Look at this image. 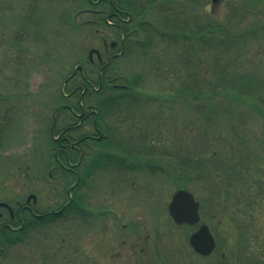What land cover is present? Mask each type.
<instances>
[{
  "label": "rangeland",
  "instance_id": "obj_1",
  "mask_svg": "<svg viewBox=\"0 0 264 264\" xmlns=\"http://www.w3.org/2000/svg\"><path fill=\"white\" fill-rule=\"evenodd\" d=\"M62 1H64L65 7L68 2ZM12 2L14 3L8 8L5 6L9 15L20 5V0H12ZM244 3L248 4L243 8L241 7L235 16V20L240 22L239 25H245L255 18L264 19V0H216L214 2L211 0H186L184 4L177 5L178 7L173 5L171 7L180 14L189 12L188 14L191 16L202 14L203 11L205 13L213 11L215 18L224 22L226 18L232 17L234 7L242 6ZM89 8L91 7L89 6ZM90 17L86 12H80L73 15L72 26L53 27L51 31L56 37L53 45L50 41L45 43L43 40H31L21 44L20 48L5 45L7 36L11 31L0 21V93H19L23 96L21 99L24 100L25 104V106L21 104V111H18L17 106L15 111H11L8 116L10 122L5 126L3 136H0V146L7 148L5 153L0 150V159H3V156L9 155L10 158L15 155L14 171L11 178H8L7 175H10L8 173L12 164L6 160L0 161V196L5 193L6 189H8L6 192L12 190L21 194L32 189V180L28 181L31 178L29 170V174H25L26 166L29 167L25 158L32 155V140L38 143L37 137H40L41 131L44 132L46 129L47 125L45 124H48V118L50 120L53 107L57 104L52 101L53 96L57 90H60L61 84L62 91L68 95L63 97L62 101L66 99L67 104L71 107L77 106L78 97L81 93L79 91L81 90H76L70 93L71 95L69 92L75 84L82 83L79 70L75 72L76 75L71 81L63 82V78L82 61L84 74L87 77L90 74L89 77L96 80V75L93 72H97L100 63H97L98 61L94 57L93 65H90L85 57L88 50L93 47L100 49L103 54L101 32H107V30L103 26L102 30L97 32L91 27H83L80 30L79 24L85 20L88 21ZM41 30L49 34L46 29ZM107 38L110 39L111 37L108 35ZM114 40L118 41L117 39ZM18 49H20L19 51L27 49L30 53V59L34 60H22L18 66L20 71L14 75L12 63L22 59V54L16 52ZM55 49L57 51L54 53L53 50ZM107 49L110 53L111 50ZM34 50L37 51L33 52ZM157 50L158 54H156ZM162 51H165L167 55L168 64H170L173 56L171 55L173 50H162L158 46L154 53L159 59L155 65L157 68H151V62H149L151 58L148 55L140 56L142 52L136 49L127 55L125 54L126 56L124 55L120 59L122 62L119 67L115 66L116 63L114 64L112 72L114 78L118 79L109 83V86L113 83L124 85L126 78H129L133 73V75H137L140 72L145 76L144 83L138 82L136 86H140L141 90L144 89L148 93L163 94L167 90V88L166 90L163 88L170 87L171 84L176 86L177 80L183 78L184 72L174 70L171 68L172 64L169 67L164 66L161 60ZM49 52L55 56L54 60L46 57V53ZM109 53L103 54L104 61H107ZM145 57L148 59L145 60ZM163 58L166 59L165 56ZM142 61L146 62V66H143ZM236 65L239 72L252 73L253 76L250 78L256 79V86L260 88V93L257 96L263 98L264 32L251 42ZM58 68V73L62 74V78L56 73ZM187 69L184 77L192 76L194 69L192 67L190 70ZM165 70H167L166 77H164ZM201 70L203 69H200V72ZM160 72H163L162 75ZM14 76L19 79L21 86H12ZM241 78L245 79V77ZM2 82L9 83V86H1ZM104 82L106 83V79ZM225 100L220 98L219 103L222 105ZM185 103L182 101L181 106L178 107L181 109ZM198 103L206 105L210 101L206 98H200L194 105ZM248 103L251 104V101L249 100ZM255 104L257 103L255 102ZM255 104L254 107L243 105L238 111H230L231 113L226 120L217 115L218 117L213 121L208 119L207 122H203L205 118L198 111H190L188 106L187 109L182 108L184 110L175 111V114H178L175 117L177 121L172 122L171 110L166 108L168 105L159 106L161 108L159 111L164 113L168 125L159 119L153 130L142 138L148 144L150 143L149 140L155 142V147H151L157 153L152 156L157 159L153 162L158 160L160 166L161 163H166L171 169H177L178 162L186 164L185 161H188V158L191 159V162L188 161L190 168H188L187 173L193 179L184 186L194 193L196 199L203 205L201 222L209 224L217 241V250L226 254H228L227 250H230L227 258L223 259L225 260L223 261L224 264H262L264 262V111L259 106L255 108ZM261 105L264 109V103ZM151 111H154L153 106ZM122 113L130 114L128 119H136V122L143 129L145 128V121L139 117L144 114V111L139 113V110L134 108L132 111H122ZM170 123H174V125ZM18 124L19 128L17 127ZM182 126L184 130L180 132ZM232 126L236 127L237 134L230 129ZM119 130L121 131V129ZM134 133V138L139 139L141 134L138 133L137 129H134ZM29 144L30 147H28ZM12 146L14 148L10 149L9 147ZM233 151H235V156L238 157L243 168L230 164ZM158 152L168 155L159 156ZM33 154H36L38 158L35 162L32 178L34 181H39L38 176L41 175L46 166L50 154L43 147L34 150ZM222 159L232 169L240 171L242 185L240 181H236L230 188L231 179L229 176L219 172L215 173L209 180L207 178L206 183L201 181L199 176L191 175L201 173L195 169L196 161L209 165L212 162L218 163ZM137 161L141 164L143 162L141 158ZM148 161L149 159L146 157L141 166L147 164ZM156 165L158 166L159 163ZM158 172H140L142 174L138 176H130L128 180L130 183L131 181L135 182V186H132L135 187V190H128L125 187L118 190L116 186L114 194L108 188L112 176L110 172H100L94 175L89 186L88 197L94 205L96 202L101 203L93 208V215L88 220L83 222L59 220L43 226L42 231L48 236L42 238L37 245L33 242H23L12 251L9 249V255L4 259L5 261L3 260L4 264H42L39 260L41 258L39 252L40 249L44 248H47L49 258L42 260L43 264H72L75 262L82 264H219L215 253L204 258L185 254L187 237L195 227L175 226L168 220L166 213V204L171 194L175 189L184 187L183 182L174 178L173 175L170 179L167 177L161 180ZM67 180L68 176H60L53 188L40 183L36 184L43 206L47 194L54 193L58 197ZM9 182H11L10 186H8ZM217 188L220 189L219 192ZM112 197L114 200H111ZM120 197L123 199L119 200ZM104 203L111 206L115 212L114 216L111 213L104 218L100 216V212L105 211ZM236 207L239 209L236 210ZM244 212L245 216H243ZM231 215L236 218H232ZM236 224L242 225L245 231V240H241L240 243H237L239 236L237 232L239 231ZM155 229L160 237V243L157 242L159 252L165 261L161 258L157 259L153 255V251L150 250L153 248L152 242H148L146 238ZM60 238L62 241H59ZM59 243L62 247L60 251L57 250ZM241 243H245V245L242 246Z\"/></svg>",
  "mask_w": 264,
  "mask_h": 264
},
{
  "label": "trees",
  "instance_id": "obj_2",
  "mask_svg": "<svg viewBox=\"0 0 264 264\" xmlns=\"http://www.w3.org/2000/svg\"><path fill=\"white\" fill-rule=\"evenodd\" d=\"M185 1L98 0L95 7L107 10V13L91 12V17L88 21L85 20L82 24H79L78 28L81 27L80 30L83 27H91L97 32L101 31L103 26L112 32L115 31V27L117 28L115 23L122 24L116 21L117 17L112 13L114 11H130L132 19L128 23L121 25V29L126 36V41L132 42L136 50L142 52L143 56L154 49L151 52L153 58H157L154 53L158 46L162 50H173L170 62L173 64L175 70L185 72L188 66L194 69L192 76L181 79L176 86L169 87L163 94L148 95L143 93L142 98L144 100L140 99L141 97L136 93L138 91L142 94L141 87L136 85L138 82H142L140 79L143 74L131 75L125 81L129 85L128 90H113L102 101H97L98 106L93 122L101 131V136L98 139L84 142V146H82V150L84 151V157L82 158L85 176L89 177L95 168L103 164L106 165L110 161L115 162L118 160L122 167L133 168V158L138 157L136 144L122 136L126 131H131L130 123L124 120L125 124L122 127H116L113 124L109 126L105 121L106 115L116 118L119 114H122V111H132L134 108L139 111H147V107L145 106L157 103L159 105H168L171 109H174L172 107L174 105L181 106L182 101L186 103L181 108L187 109L188 106L190 111H198L205 118L203 122H207L208 119L213 121V119L218 117L217 115L226 120L231 113L230 111H238L243 105L254 107L255 102L257 103L255 104V108L259 106L264 111L261 105L264 103V97L257 96L260 93V88L256 86V79L250 78L253 76L252 73L239 72L236 68V62L243 56L244 51L260 33L264 32V19L255 18L245 25H239L240 22L235 20V16L239 13V9L245 7L248 3L234 7L232 17L226 18L224 22L215 18L216 16L213 11L210 13L203 11L202 14H195L190 19L187 18V13L180 14L171 7V5H181ZM66 2L68 3L65 4V8L64 1L62 0H43L42 2L41 0H20L19 7H16L12 14L9 15L6 12L5 6L8 8L14 2L12 0H0V21L11 31L7 36L5 45L20 48L21 44L28 43L31 40H43L45 43H49L50 41L51 45H53L55 43L54 38H56L51 31L53 27L60 25H62V28L65 25L72 26L71 21H73L74 14L87 10L90 5L94 6L89 0H66ZM93 6L92 8H94ZM41 29L48 30L49 34ZM69 43H71V40H69ZM151 46L153 47L150 48ZM19 50L16 52L22 54V59L12 63L14 75L20 71L18 66L22 60H34L30 59V53L27 49ZM36 51L34 50L33 52ZM53 51L55 53L57 50ZM156 54H158V50ZM46 57L54 60L55 56L49 52L46 53ZM161 60L164 66L168 67L165 51H162ZM64 64L65 62L62 64L63 67ZM207 65L208 67H206ZM200 69L204 71L201 70L200 72ZM58 70L59 68L56 71L57 74H59ZM254 74L256 75V72ZM241 77H245V79ZM1 86L7 87L9 83L2 82ZM12 86H21L19 79L15 76L13 77ZM56 94H59L58 90ZM22 97L19 93H0V111H15L16 106L18 107V111H21V104L25 106L24 100L21 99ZM56 98L58 99L59 96H53V100H56ZM89 98L90 96H87L85 99L87 104ZM200 98H206L210 103L206 105H201L200 103L194 105ZM220 98H224L227 101L225 100L224 104L221 105L219 103ZM249 100L251 104L248 103ZM161 114L163 115L161 119L165 120L164 113ZM173 120L177 121L175 115ZM181 121L183 122L184 120ZM87 127L86 125L80 127V131H86ZM230 129L237 134L236 127L232 126ZM183 130L184 127L182 126L180 132H183ZM149 142L147 146L142 147L143 154L141 156L144 158L148 157L149 160L153 161L157 158H154L152 155L157 152L153 150V147H155L153 141L149 140ZM160 142L162 141L160 140ZM51 143L53 144V141ZM161 155L168 154L161 153L159 156ZM215 160L217 159L215 158ZM188 161L191 162V159L188 158ZM188 161H185L186 164L178 162L177 169H171L169 164L161 163L160 166V162L156 160L152 164H145L144 169L151 172L161 171L163 174H171L185 185L190 183L188 181L192 179L187 173L188 168H190ZM157 163H159L158 166L156 165ZM230 164L243 168L238 157L235 156V151H233L231 156ZM195 167L201 173L193 174L199 176L201 181L212 178L217 172L229 176L231 179L230 188L234 182L241 178L240 171L232 169L227 163H224V159L219 160L218 163H209V165L196 161ZM66 171L72 174L70 171ZM78 203L82 205L76 192L73 206H77ZM238 209L236 207V210ZM245 215L244 212L243 216ZM231 217L236 218L232 215ZM236 225L238 228H235L239 231L237 232L239 235L237 243H240L241 240H245L243 237L245 231L242 225Z\"/></svg>",
  "mask_w": 264,
  "mask_h": 264
},
{
  "label": "flooded vegetation",
  "instance_id": "obj_3",
  "mask_svg": "<svg viewBox=\"0 0 264 264\" xmlns=\"http://www.w3.org/2000/svg\"><path fill=\"white\" fill-rule=\"evenodd\" d=\"M9 113H11V111H6V113H4L6 118H1V130L3 129V126H7L10 122L8 118ZM1 135L2 133H0V136ZM60 145L62 147V151H64L65 145ZM7 190L8 189H6V191ZM6 191L2 194L3 196H0V258L2 259L0 264H4V259H6L9 255V249L12 250L17 247L20 235L23 237L28 235L29 237V232L26 231L25 228L28 227V229H30L38 222L49 220L48 216L42 217L46 214V211H49L47 213H50L52 210H57L60 212L56 214L58 216H62V203L57 204L55 206L56 208L52 207V209H42V204L38 201L36 193H34L35 196L32 198L28 199L27 194L26 197L22 199L19 196V192L12 190L10 192ZM50 203L56 204V201H49V204ZM57 211H53V213ZM109 212L114 216V211L112 209H110Z\"/></svg>",
  "mask_w": 264,
  "mask_h": 264
},
{
  "label": "water",
  "instance_id": "obj_4",
  "mask_svg": "<svg viewBox=\"0 0 264 264\" xmlns=\"http://www.w3.org/2000/svg\"><path fill=\"white\" fill-rule=\"evenodd\" d=\"M167 209L176 223L185 221L192 224L198 220V203L185 190H177L173 193ZM189 243L195 251L201 254H208L214 246L213 237L205 225H201L189 236Z\"/></svg>",
  "mask_w": 264,
  "mask_h": 264
}]
</instances>
